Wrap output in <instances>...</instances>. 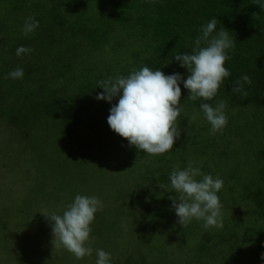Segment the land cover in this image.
<instances>
[{
	"label": "trees",
	"instance_id": "16d2710c",
	"mask_svg": "<svg viewBox=\"0 0 264 264\" xmlns=\"http://www.w3.org/2000/svg\"><path fill=\"white\" fill-rule=\"evenodd\" d=\"M22 2L27 17H34L39 26L29 36H24L22 31L14 36L18 31L9 34L10 27L0 23V37L7 36L5 43L12 45L7 49L9 59H4L5 69L0 72V102L4 104L9 96H23L28 105L22 101V106L29 115L32 113L37 119L46 117L57 124L62 136L78 148L81 158L91 156L89 151L94 148L111 146L129 149L133 158L140 153L110 129L107 117L116 99L112 104L96 100V95L103 92L102 88H97V81L126 76L142 66L159 68L165 75L178 72L187 78V70L179 66L173 54L189 52L200 28L213 17L218 21L217 29L229 31L235 44L225 62L230 76L221 84L217 96L206 101L213 106L217 100L224 101L227 124L222 131L210 134V125L199 108L201 101L186 100L189 93L182 83L181 111L196 114L195 118H199L192 122L193 131L209 133L213 140L225 137L231 132V122H240V118H247L244 127L248 126L251 140L259 141L258 138L264 136V0ZM19 46L32 51L17 57ZM43 64L56 68V75L46 76L47 67ZM16 67L23 68V78H6ZM245 74L251 83L244 85L243 92L233 93L234 82ZM51 81L53 88L49 87ZM29 82L33 85L26 88ZM11 110L22 112L17 106L16 110L15 107ZM255 121H260L262 126L255 127ZM181 130L182 136L187 135L182 126ZM234 130L239 136L238 129ZM254 157L258 163L264 162V147ZM259 175L254 187H245L235 196L222 233L216 234L220 242L214 234L208 233L194 264H212L206 260L211 256L229 264H264L260 258L264 253V163ZM220 203L223 208L222 199ZM246 232L255 242L247 249L241 244ZM143 264L147 262L144 260Z\"/></svg>",
	"mask_w": 264,
	"mask_h": 264
},
{
	"label": "rangeland",
	"instance_id": "374dc122",
	"mask_svg": "<svg viewBox=\"0 0 264 264\" xmlns=\"http://www.w3.org/2000/svg\"><path fill=\"white\" fill-rule=\"evenodd\" d=\"M22 1L0 0V23L10 27L9 34L18 31L14 36L20 34L28 15ZM15 6L20 9L14 11ZM4 38L0 37V72L12 46ZM42 66L47 67L46 76L56 75V68ZM28 84L26 88L33 85ZM49 87H55L54 82ZM22 97L9 96L4 104L0 102V264H95L96 249L110 253V264H143L144 260L147 264H194L205 236L211 232L220 242L216 234L223 227L204 229L202 221L193 220L183 229L177 223L170 199L176 195L169 187L171 170L191 165L223 180L222 194L221 190L217 194L224 201L222 222L237 193L254 187L262 172L264 162L258 163L254 154L264 147V136L259 141L250 139L248 126L244 127L247 118L231 122V132L213 140L209 133L193 131L196 114L180 111L176 123L181 135L169 154L153 156L138 150L133 158L129 149L111 146L94 148L91 156L81 158L57 124L29 115L22 106V101L28 102ZM16 106L22 112H11ZM255 122V127L262 126ZM181 126L187 135L182 136ZM78 194L94 196L103 204L91 224L92 255L80 260L54 245L51 228L40 213L62 214ZM241 241L246 249L255 243L247 232ZM206 260L229 264L212 256Z\"/></svg>",
	"mask_w": 264,
	"mask_h": 264
},
{
	"label": "clouds",
	"instance_id": "9594fccd",
	"mask_svg": "<svg viewBox=\"0 0 264 264\" xmlns=\"http://www.w3.org/2000/svg\"><path fill=\"white\" fill-rule=\"evenodd\" d=\"M217 23L216 17H213L200 28V34L194 39V46L189 52L173 54L179 66L187 70V78L178 72L165 75L159 68L153 70L142 66L126 76L116 75L97 81V88H102L103 92L95 99L110 104L116 99L109 110L107 123L111 130L127 140L129 146L153 156L173 149L175 140L181 135L176 123L182 107L181 83L189 93L186 100L201 101L199 108L210 125V134L214 135L226 126L224 101L217 100L215 106L206 102L217 96L221 84L230 76L225 62L229 59L228 52L235 46L230 32L224 28L217 29ZM38 26L39 22L34 17H26L22 34L29 36ZM31 51L19 46L15 54L21 57ZM23 76V68L16 67L6 78L15 80ZM247 83H251L249 76L242 75L234 82L232 92H243ZM169 187L176 194L170 197L171 207L183 229L193 220L202 221L204 229L223 227L220 219L222 205L217 195L223 187L222 179L203 174L189 165L182 170H171ZM102 207L98 198L78 194L62 214L40 213L51 228L54 245L80 260L92 255L93 249L88 246L91 224ZM95 255V264H110V253L96 249ZM260 258L264 261V253Z\"/></svg>",
	"mask_w": 264,
	"mask_h": 264
}]
</instances>
